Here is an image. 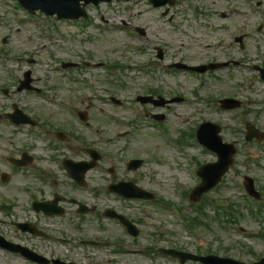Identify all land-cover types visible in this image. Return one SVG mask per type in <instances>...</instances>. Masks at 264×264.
<instances>
[{"label": "rangeland", "instance_id": "1", "mask_svg": "<svg viewBox=\"0 0 264 264\" xmlns=\"http://www.w3.org/2000/svg\"><path fill=\"white\" fill-rule=\"evenodd\" d=\"M260 2L261 0L255 1V3ZM15 4L16 0H0V25H2L0 27V57L2 55L1 49L6 47L12 56L11 61L8 63L17 67L19 74H22L26 68L31 67L34 78L39 77L42 79L36 82L37 85H44L46 89L49 85L58 83L65 89V95L77 102L84 99V96L90 95L89 91L83 85L57 80L56 73L52 75L51 80H47L44 76L46 72H50V70H45L47 65L52 64L54 61L55 66H58L59 61L64 58L81 59L82 61L85 59L92 61L93 64L103 61L106 65L99 67L94 65L85 66L83 61L81 76L89 75L103 79L102 87L105 88L106 81L104 80L110 78L111 75L107 69L110 70L111 64H113V68L118 65L126 68V72L132 77H125L121 69L117 71L122 74L124 80L130 81L128 89H124L120 84V87L115 91L118 95L133 97L136 92L147 93L150 87L159 89L169 85L172 87L171 92L183 93L189 101L191 99V86L195 83L192 77L182 75L183 83L178 86L175 85V80L169 76L170 80L164 84L151 77L148 79L145 70L141 69L140 65L144 63L146 69L150 60L154 65L159 63L155 60L156 45L163 46L167 53L165 60L162 62L163 67H167L170 62L179 59L181 56L185 57V54L186 56L188 54L189 60L192 62L204 60L212 52L211 50L204 51L201 48L202 45L212 42L213 48L218 52L220 49L216 48L220 46L219 40H224L225 44L229 41L230 33L235 29V33L248 31L247 43L251 44L250 50L252 53L255 51V45L264 51V26L263 28L261 26L260 31L256 30V27L260 25L259 22L264 20V17L259 14V11L254 13L255 10L251 0H178L173 6L160 8H154L147 0H111L102 2L99 5H88L89 19L92 22L89 26L80 28L81 25L72 21L67 23L69 26H63L66 23L61 21L59 22L62 25L60 33L57 32L56 27L48 25L47 22L50 19H47L44 15L26 16L24 10L15 9ZM261 4L262 7L260 8L264 10V0ZM195 10H197V13ZM223 12L230 16L223 18L221 16ZM243 18L248 21L250 19L255 21L251 22L250 26L245 27L242 25ZM18 19L25 20L26 24H18L16 22ZM96 23L100 26L95 28ZM133 25L146 29L147 36H144L143 40L138 35H136L137 40L132 38L130 30L133 29ZM238 26H240L239 29L236 28ZM48 28H52L54 32L50 37L45 32ZM65 30L70 33V36L67 34L66 38H61ZM5 37L8 39L6 46L2 43ZM146 38L152 39V41L146 42ZM127 45L132 46L133 49L128 48ZM69 48L70 54L66 56ZM193 49L198 52L195 54L199 55L198 57L189 55ZM17 57L21 60H18ZM25 57H33L36 62L26 63L24 61ZM128 63H133L134 71L128 68ZM235 75L236 80L246 83L244 89L240 86L236 87L230 81L231 85L229 86L213 82L210 88L204 89L205 92L211 91V93L218 96L234 93L237 97L241 96V99H247L249 114L245 117L242 111H239L236 116L231 112H221L217 120V115L212 112L207 113L208 116H213L216 121H224L222 133L226 141L237 140L241 146L231 171L225 176L220 186L209 193L206 198L208 201L204 204L205 212L199 214L200 219L203 220L202 225L192 231L185 229L175 225L169 214L170 217L161 213L160 209L150 207L147 212L150 215V225L146 228L150 230V235L155 236L154 239L150 238L151 244L160 245L165 242L173 244L178 249L188 251L193 249L198 253H213L252 263L264 256V145L255 146L244 142L242 133L245 131L247 120L254 121L257 119L258 126L264 128V83L257 82L256 76L252 77V72L245 68L235 69ZM7 79V73L0 65V83H9L6 82ZM251 81H254L250 84V86H254V89L248 88V83ZM205 92L202 90L204 95ZM102 93L106 94L107 92ZM30 99L34 100L32 97ZM32 105L48 106L39 98ZM182 106L185 112L192 111L193 121L198 120L203 115L202 113L197 114L196 109H191L187 104ZM147 108L152 109L151 106ZM202 112L206 113L207 111L202 110ZM176 117L177 115L172 114L169 119L172 128L170 134L173 137H178L181 130L189 126V123H186L187 119L184 122ZM102 123L103 132L100 138L102 141L110 142L112 138H106L107 136L111 137L112 134L110 119L104 118ZM143 124L145 125V121H143ZM157 134H159L157 131L145 125L141 134L138 132V135L132 138L134 150H148L149 157H156L153 153H158L160 164H163L162 166H154L153 163L146 166L144 174L150 181L149 185L155 188L156 191L163 193L162 195L169 193V195L167 194L168 197H179L186 214L189 217L197 216V204H191L188 199H184L173 191L171 173L168 176L165 173L164 165L167 167V158L162 154L163 151L167 152V150L161 148L163 145L160 144L161 140ZM189 136L192 137L191 133H189ZM92 138V136L90 138L87 136L89 140ZM112 141L113 143L106 145L105 151H113L124 144L122 139ZM141 151L137 152L141 153ZM196 153L202 162L213 159L211 154L199 151H196ZM168 155L171 156L170 153ZM149 170H151L152 175H149ZM245 174L255 179L256 187L262 193V200H252L246 197L242 185ZM184 176L186 178L184 180L186 182L185 186L194 184L186 175ZM91 224L92 222H87L82 228L87 230L88 235L95 236L99 234L98 230H91L94 227ZM111 233L110 227L106 226L104 234L112 235ZM145 238L147 240L149 236L145 235ZM146 243H149V241ZM69 253L83 264H112L105 263L107 262L106 259L110 257V254H108L110 251L107 249L87 247L74 251L70 250ZM139 258L140 264H150L144 261L143 257ZM0 264L29 263L0 251Z\"/></svg>", "mask_w": 264, "mask_h": 264}, {"label": "flooded vegetation", "instance_id": "2", "mask_svg": "<svg viewBox=\"0 0 264 264\" xmlns=\"http://www.w3.org/2000/svg\"><path fill=\"white\" fill-rule=\"evenodd\" d=\"M42 92L35 89L26 93L39 95ZM54 92V96H58L62 90L55 88ZM9 93L18 95L20 91ZM34 103L36 101H22L19 97L0 99V236L22 242L40 263L62 264L74 262L64 246L77 241L72 240L73 234L82 244L84 238L79 236L88 215L96 214L98 221H102L105 211L113 209L127 218L133 232L139 231L140 235L144 228V209L140 217L136 206L117 193L111 194L115 205L101 208L98 204L100 195L108 192L109 185L121 183V187H125L124 182H130L131 186L148 187L149 180L143 174L145 162L130 169L129 163L139 156L120 158L122 152L116 153L118 148H115L110 157L97 146L96 139L87 143L82 128L75 125L79 124L80 115L87 121L92 122L93 118L96 121V110L83 101L72 102L66 96L53 100L48 104L50 107L34 106ZM61 103H66L67 107ZM118 113L114 107L113 123L119 121ZM122 133L123 137L131 136V126ZM105 158L110 163L105 164ZM88 163H95V167L85 173L82 182L81 166ZM86 206L94 211L86 213ZM116 217L113 221L120 224ZM20 221L30 223L36 234L21 232L16 227ZM99 225L102 227L100 222ZM121 227L116 228L118 233L113 231L111 243L133 247L139 235L132 236L129 229ZM128 250L134 251L133 248Z\"/></svg>", "mask_w": 264, "mask_h": 264}, {"label": "water", "instance_id": "3", "mask_svg": "<svg viewBox=\"0 0 264 264\" xmlns=\"http://www.w3.org/2000/svg\"><path fill=\"white\" fill-rule=\"evenodd\" d=\"M156 4H158L159 2H157L156 0H153ZM214 140V139H213ZM212 140V141H213ZM212 146L214 147V148H216L217 150H219V152L222 154V155H225V156H228V155H226L227 154V151H223L222 150V146L220 145V141L218 140H215V142H212ZM229 158V157H228ZM227 163V162H226ZM230 162H229V159H228V164H229ZM216 173V171H215V168H210V169H206V172H205V175H207L208 176V179H209V181H211V180H213V176H214V174ZM218 260V259H217ZM219 261L221 262V263H219V264H241V263H238V262H236V261H233V260H220L219 259Z\"/></svg>", "mask_w": 264, "mask_h": 264}, {"label": "bare ground", "instance_id": "4", "mask_svg": "<svg viewBox=\"0 0 264 264\" xmlns=\"http://www.w3.org/2000/svg\"><path fill=\"white\" fill-rule=\"evenodd\" d=\"M168 153H169L168 151L167 152H164V151L162 152L163 156L165 158H167V161H171L173 159V157H172V155L169 156ZM181 175L183 176V172H181Z\"/></svg>", "mask_w": 264, "mask_h": 264}]
</instances>
